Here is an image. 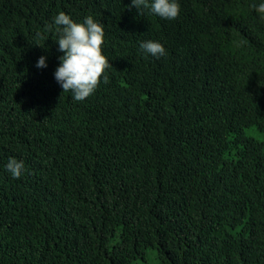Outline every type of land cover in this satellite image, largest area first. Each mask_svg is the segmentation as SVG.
<instances>
[{"label": "trees", "instance_id": "1", "mask_svg": "<svg viewBox=\"0 0 264 264\" xmlns=\"http://www.w3.org/2000/svg\"><path fill=\"white\" fill-rule=\"evenodd\" d=\"M177 2L0 0V264H264V0ZM61 11L104 25L83 101L54 78Z\"/></svg>", "mask_w": 264, "mask_h": 264}, {"label": "clouds", "instance_id": "2", "mask_svg": "<svg viewBox=\"0 0 264 264\" xmlns=\"http://www.w3.org/2000/svg\"><path fill=\"white\" fill-rule=\"evenodd\" d=\"M131 5L141 13L147 9L152 14L167 20H174L180 15V4L177 0H131ZM250 7L264 19V2L252 3ZM53 26L58 33L60 63L54 72V78L61 85L63 92L73 93V99L83 101L98 88L101 78L108 82L106 72L112 65L103 53L104 25L94 20L92 16L84 18L83 22H75L68 14L59 12L46 30ZM39 35V34H38ZM41 46L40 44H37ZM140 48L155 57L166 55L164 46L155 41H143ZM38 68L47 67L46 58L41 56L37 61ZM6 170L15 179L25 172L23 160L9 158Z\"/></svg>", "mask_w": 264, "mask_h": 264}, {"label": "rangeland", "instance_id": "3", "mask_svg": "<svg viewBox=\"0 0 264 264\" xmlns=\"http://www.w3.org/2000/svg\"><path fill=\"white\" fill-rule=\"evenodd\" d=\"M246 132L256 137L257 139L264 141V132L257 130L255 127L247 128ZM156 263H157V259L155 258V252L152 249H149L146 252V261L139 262L136 264H156Z\"/></svg>", "mask_w": 264, "mask_h": 264}]
</instances>
